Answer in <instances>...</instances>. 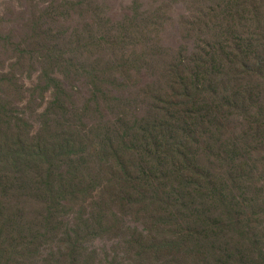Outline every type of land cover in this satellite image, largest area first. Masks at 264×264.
Masks as SVG:
<instances>
[{"label": "rangeland", "instance_id": "1", "mask_svg": "<svg viewBox=\"0 0 264 264\" xmlns=\"http://www.w3.org/2000/svg\"><path fill=\"white\" fill-rule=\"evenodd\" d=\"M213 9L221 34L216 33L209 43L216 48L220 41L232 38L225 30L227 13L222 1L0 0V107L6 103L25 119L27 139L32 143L38 135L49 144L60 143L69 136L70 126L92 135L90 128L110 126L122 117L150 116L151 97L164 93L172 64L181 61V67L189 72L195 65L191 57L201 52L205 46L202 41H207L197 30L188 28L185 20L194 13L199 14V21L208 19L211 23ZM88 32L99 40L100 36L106 38L107 43L90 41ZM89 41L90 45H85ZM49 52L61 54V62L48 61ZM110 61L115 65H105ZM91 67L101 73L99 79H106L96 101L83 70ZM53 78L62 87L67 114L62 110L49 112L56 90ZM241 107L220 118V129L213 117L210 119L214 123L212 134L239 144L252 155L246 168L250 175L252 170L249 183L254 185L227 191L234 198L232 214L237 228L216 224L218 216L229 219L217 209L205 215L196 207H202L199 200L187 207H162L164 195H154V185L146 187L143 197L129 195L132 191L126 190L130 200H120L119 183L108 182L109 172L120 167L109 160L105 165L90 164L88 171L81 169L80 190L73 196L64 194L60 202L53 203L51 212L41 211L42 201L36 196L31 176L0 191L1 203L8 201L20 211L12 208L10 217L15 221L0 225V264H218L221 258L231 256L236 258L231 264L259 261L260 249L249 244L252 238L264 248V130H250L251 125H257L250 119L253 111L246 114ZM171 124L179 129L174 120ZM185 136L186 132H176V142L184 145ZM192 140L194 146L185 149L199 159L194 160L195 165L227 189L229 174L244 156L235 161L219 159L215 139L209 143ZM208 145L210 151H206ZM170 146L176 152L175 142ZM169 159L167 155L164 165L171 162ZM60 162L62 171H67L68 157ZM190 189L195 192L193 186ZM246 199L254 217L245 229ZM99 215L101 227L96 222ZM206 217L215 223L211 229L205 226ZM73 233H80L81 240L73 238ZM7 248L12 258L6 257ZM245 248H250L251 256L239 258Z\"/></svg>", "mask_w": 264, "mask_h": 264}, {"label": "trees", "instance_id": "2", "mask_svg": "<svg viewBox=\"0 0 264 264\" xmlns=\"http://www.w3.org/2000/svg\"><path fill=\"white\" fill-rule=\"evenodd\" d=\"M217 1L219 3L222 1V8L225 9L223 12L227 13L225 30L232 38L229 37L231 38L229 41L222 40L216 48L213 47L209 40L216 33L218 36L221 34L219 17L215 9L212 11L211 23H208V19L199 21V14L191 13L185 20L186 25L197 30L207 38V41H202V45L205 46L201 52L191 57L195 65L189 72L181 67V61L172 64L169 70L172 73L166 80L164 93H153L151 97L153 112L150 116L130 120L122 117L110 126L90 128L92 135H89L86 129H74L70 126L69 136L60 143L49 144L42 135H38L32 143L27 139L29 134L25 119L13 113L8 104L2 105L0 107V191L13 187L14 183H23L28 176H31L36 186V196L42 201L41 211L51 212L53 203L58 202L64 194L73 196L80 190L81 169L88 171V166L92 163L99 162L105 165L109 160H113L119 165L120 170L109 172L108 182L111 185L115 182L119 183L117 196L120 200L124 202L130 200L126 190L132 191L129 195L143 197L146 187L150 188L154 185L156 191L154 195L159 193L164 195L162 207H187L189 204H194L195 200H199L202 207L198 204L196 207L204 211L205 215H211L212 210L217 209L224 212L229 219L225 221L218 216L215 218L216 224L222 223L237 228L232 214L234 198L227 191L236 187L254 185L249 183L252 170L250 175L246 168V163L252 155H247L239 144L212 134L211 128L214 123L210 119L213 117L217 129H220L222 122L220 118H224L230 110H238L237 108L242 105L240 110L246 114L253 111L250 119L257 122L256 127L250 126V130H264V98L262 97L264 96L262 85L264 83V0ZM199 23L205 25L199 26ZM88 35L90 41L96 39L107 43L106 38L102 36H100L102 40H99L97 35L90 32ZM90 41L85 45H90ZM78 42L82 45L81 39ZM46 58L51 62H61L62 55L49 52ZM105 65L112 67L115 63L110 61ZM83 70L89 78L92 96L96 101L98 94L102 92L101 83L106 82V79H99L101 73L95 67H91V70L90 68ZM106 73L108 74L109 71ZM51 80L56 90L49 112L62 110L67 114L69 109L62 98V87L56 79ZM173 120L179 125V129L176 130L172 126ZM176 132H186L184 145L176 142ZM192 137L199 138L204 143L215 139L219 143V159L235 161L244 156L236 169L229 174L227 189L214 175L205 171L200 165H195L194 160L199 159L192 157L185 149L194 146ZM170 142H175L177 145L174 146L176 152L172 151ZM246 147L245 143V150ZM211 149L212 147L208 145L206 151ZM167 155L172 159L164 165ZM64 156L68 157L70 164L65 172L62 171L60 162ZM55 180L59 185L54 182ZM166 181L176 184L170 186ZM192 186L195 192L194 189H190ZM2 200L3 197L0 196V225L4 226L14 220L10 217L12 208L20 211L8 201L2 204ZM249 204L246 199L243 205L245 229L254 217ZM48 217L46 213L45 219L47 220ZM101 219L102 215L96 219L99 227H101ZM204 220L207 229H211L215 224L208 222V217ZM39 222L42 223L41 220ZM73 234V238L77 241L81 240L80 233ZM249 245L260 249L259 261L252 259L251 264H264V248L261 242L250 238ZM28 248L32 246L29 245ZM5 255L7 258L13 257L8 248ZM70 255L74 259L73 262H76L73 252ZM238 256L249 258L250 248L241 250ZM235 259L232 256L221 258L218 264H231ZM242 263L241 261L240 264Z\"/></svg>", "mask_w": 264, "mask_h": 264}]
</instances>
